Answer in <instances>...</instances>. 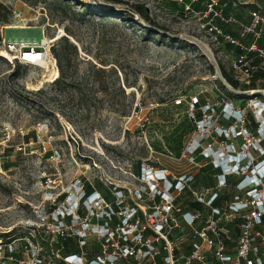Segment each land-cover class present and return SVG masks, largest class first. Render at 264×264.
Masks as SVG:
<instances>
[{
    "label": "rangeland",
    "instance_id": "374dc122",
    "mask_svg": "<svg viewBox=\"0 0 264 264\" xmlns=\"http://www.w3.org/2000/svg\"><path fill=\"white\" fill-rule=\"evenodd\" d=\"M118 1L77 0L62 12L52 0H0V19L6 18L0 21V237L25 232L37 222L32 208L44 202L54 200L55 211L76 212L84 181L120 190L115 194L117 212H111L109 204L96 195L95 203H82L86 215L130 216L134 206L142 213L143 224L152 214L154 194L160 193L162 200H177L182 207L183 202L208 200L213 192L191 185L195 193L184 200L179 190L168 191L169 180L191 184L199 166L207 162L198 161L196 155L194 159L182 157L186 145L199 137L185 106L174 107L172 100L198 93L215 104L214 87L220 88L221 83L200 43L217 64L220 54L193 13L164 9L159 0ZM78 3L128 14L129 6L137 5L147 9L149 20L159 29L134 12L131 25L119 19L109 23L95 14L83 16ZM43 38L50 41L45 47V67L22 64L15 53L6 52L8 42L37 47ZM61 38L76 48V56L70 55L71 80L82 82L80 94L52 85L58 71L50 49L59 46ZM221 62L228 66L227 60ZM93 69L99 72L92 85L88 75ZM14 72L18 76L11 79ZM220 90L234 107L241 102L230 96L236 94ZM145 117L149 123L142 125ZM151 143L158 149L150 148ZM243 143L241 137L233 140L236 152ZM211 147L220 148L219 144ZM136 162H140L138 176ZM148 170L167 174L168 182L158 183L157 192L149 191L152 176ZM245 175L253 179L236 185L243 178L240 173L214 192L224 189L228 200L264 198V176ZM255 184V196L249 197L246 191ZM61 194L66 197L58 202ZM174 238L179 246L187 242L185 231ZM93 245L87 246L92 250Z\"/></svg>",
    "mask_w": 264,
    "mask_h": 264
},
{
    "label": "built area",
    "instance_id": "2783aa9c",
    "mask_svg": "<svg viewBox=\"0 0 264 264\" xmlns=\"http://www.w3.org/2000/svg\"><path fill=\"white\" fill-rule=\"evenodd\" d=\"M194 1L185 3L177 0L183 4L184 12L197 17L215 50L219 53L220 46L227 44L240 52L229 62L232 80L248 85L258 76L264 79V47L259 45L260 41H264V0H251L253 8L248 12L247 23L239 22L231 14L225 15L226 1L207 0L204 10L192 11L191 3ZM220 25L236 27L238 37L224 32ZM247 36L250 41L245 43ZM48 43L41 40L38 48L33 45L32 48L27 44L8 42L6 52L15 53V59L22 64H38L28 62L23 52L34 49L41 56L37 61L41 59L45 62ZM214 91L218 101L211 104L205 99L199 107L201 119L196 122L195 132L199 138H193L186 145L182 157L194 159L200 149L197 155L207 159L214 168H220L223 174L238 176L241 173L243 178L237 185H243V180L247 183L253 179H245L246 172L264 176V172L258 171L264 166V130L261 129L264 122V88L242 91L248 93L249 98L236 107L226 99L220 88L214 87ZM173 103L175 106L184 103L187 114L194 119L195 106L199 104L198 95L184 96L173 100ZM212 121L216 125L210 126ZM148 123L145 117L142 125ZM238 137L244 143L236 152L232 142ZM205 141L206 146L203 145ZM213 144H219L220 148L213 150ZM218 151L221 157H229L230 162L218 163ZM239 155L242 156L239 161L231 159ZM148 171L152 176L149 182L152 189L149 191L157 192V184L167 181V174L165 170ZM153 173H157V177ZM223 185L222 175L218 177L217 186ZM176 186L180 191L183 187L180 180ZM256 187L255 184L248 188L246 193L249 197L256 192ZM215 195L211 192L208 200H193L201 204L205 211H186L176 200H160L158 203L153 200L152 214L148 215L146 224L142 222L143 216L139 218L134 213L114 216L116 222L112 223L113 216L107 213L100 216H80L77 212L67 214L55 211V207L50 210L54 200L44 202L40 208L39 205L32 208V216L37 222L28 226L25 232L0 237V264H264V198L212 200ZM96 200L87 202L95 203ZM226 224H232V230L227 229ZM184 231L187 249L177 245L174 238V234L181 235ZM66 239L74 240L76 252L62 253L64 247L61 242ZM89 242L94 244L92 250L87 248Z\"/></svg>",
    "mask_w": 264,
    "mask_h": 264
},
{
    "label": "trees",
    "instance_id": "16d2710c",
    "mask_svg": "<svg viewBox=\"0 0 264 264\" xmlns=\"http://www.w3.org/2000/svg\"><path fill=\"white\" fill-rule=\"evenodd\" d=\"M44 1V0H42ZM114 2L119 3L118 0H113ZM53 4L57 5L59 7V9L64 12L65 10H70V7L72 5H74L75 3H77V0H52ZM78 5L82 6L83 9L81 10L80 14L85 16L87 14H95L97 16L100 17H104L105 21L109 22V23H113L112 21H115L114 19H119L121 21H127L128 25H131L133 23L132 21V14L131 12H134L136 14H138L140 17H142V19L144 20V22H146L148 25H153L154 28L156 30H158V26L151 22L148 18V13H147V9L146 8H142L140 6L137 5H130L129 6V14L125 11H116L113 10L111 8H109L108 10H95V8H93L90 4H80L78 3ZM112 20H111V19ZM6 18L3 17L0 19V21H4ZM145 29V28H144ZM146 33H149L150 30L149 29H145L144 30ZM51 51V55L53 56L55 62H56V67H57V71H58V77L52 82V85L54 87H56L57 89L63 91L64 89L67 88H71L74 90V92L76 94H80L81 90H79V86L82 84V82H77L74 80H71L72 76V71L71 69H73L70 66V55L73 54V56H76V48L75 46H73L72 44L67 42L66 38H61L59 46L57 47H51L50 49ZM219 69H220V73L222 78L226 81V83L235 91H246V90H252V89H256L257 85H256V80L258 79H262L261 76H258L257 78H255L254 81L250 82L248 85H244L241 83H238L234 80H232L230 73L225 71L218 63ZM99 70H95L93 69L91 71V73L88 75L90 83L93 85L95 83V76L98 74ZM18 76V72H14L10 75L11 79H15ZM264 80V79H263ZM261 88H264L263 85L260 86ZM220 88L224 89L221 85ZM195 95H198V100H199V104L197 106H195V111H194V119L193 122L196 123L201 119V113H200V109L199 107L202 106L205 102V99L203 97V95H200L198 93H196ZM232 95V96H231ZM186 97H189V95H184ZM231 97H236V98H241V104H244V102L246 101L243 97L239 96V95H233L230 94ZM164 100H160V102H163ZM172 105L174 107H181V106H185V112L187 110V106L183 103L181 105H177L175 106L172 100ZM249 128V127H248ZM150 148L153 149H158V147H156L154 145V143H151V145L149 144ZM200 151V149L197 150V152L195 153V156L198 161L199 160H203V157L200 155H197V153ZM207 160V159H204ZM136 175L138 176L140 173V162H136V170H135ZM211 175H214L215 181H216V185H217V180L218 177H221L223 175L224 178V184L225 182L229 181L230 178H233V175H228V174H223L222 170L220 168H214L213 165L207 160V162H205V164L203 166H201L198 169V172L196 175L193 176V186L194 189L198 188V187H203L205 189H209L211 188L214 192V190H216V185H212L211 182ZM240 181V180H238ZM178 182V180H169V193L177 190V186L176 183ZM183 187L181 188V190L179 191L180 193H183L185 195V199L184 200H190L192 198V194L195 193V191L193 189H191L190 184H186L183 183L181 181ZM238 183V182H237ZM236 183V185H237ZM224 186V185H223ZM222 186V187H223ZM120 192V190L112 187V186H105L103 183L99 182V181H95L93 184L84 181L82 183V195L80 197V207L77 208V214L80 216H84L85 215V210H82V203L91 195L97 194L98 196L101 197L102 200H104L105 202H107L110 206L109 210L111 212H117L118 211V205L116 204V193ZM215 197L212 200H228V196H225L226 191L224 189L218 190V192H215ZM66 195L65 194H61L56 200L58 202H62L65 199ZM153 200L155 203H158L161 199V194H154L153 195ZM177 202V200H176ZM122 202H120L121 204ZM185 203L184 206H182L184 208V210L186 211H192V210H201L202 206L201 204L197 203V202H193V203ZM130 205L132 206V203L130 202ZM181 207V206H180ZM54 206L50 207V210L53 209ZM133 209V213L136 217L142 218V213L134 208V206H132ZM69 218L66 217L65 221L68 222ZM114 222H116V220L113 217ZM227 229L232 230V224H226L224 225ZM62 246L64 247L62 253L63 254H67V253H74L76 252V247H75V242L74 240H70V239H66L64 241L61 242ZM88 248V246H87Z\"/></svg>",
    "mask_w": 264,
    "mask_h": 264
},
{
    "label": "crops",
    "instance_id": "0c3cea01",
    "mask_svg": "<svg viewBox=\"0 0 264 264\" xmlns=\"http://www.w3.org/2000/svg\"><path fill=\"white\" fill-rule=\"evenodd\" d=\"M221 2L226 1L228 3V7L226 8L225 15L231 14L236 20H238L239 22L242 23H247L249 20L248 17V12L249 10H251L253 8L252 5V1L251 0H220ZM258 2L260 0H257ZM185 3H188L189 0H184ZM207 0H195L194 2L191 3V8L192 11H201L204 10L205 4H206ZM159 4L161 5L162 8L167 9L169 8L170 11L173 10H182L183 11V4L178 3L177 0H159ZM220 27L223 29L224 32H227L229 34H231L233 37H238V29L234 26H224V25H220ZM250 41V37L247 36L244 39L245 43H248ZM259 45L261 47H264V41H260ZM220 57H218V63L219 65L227 72H229V63L228 66L226 67L224 65V63H222V60H227L228 62H230L232 59H234L235 57H237L240 52L237 48L227 45V44H222L219 48V53ZM220 70V69H219ZM263 80V79H261ZM257 87L256 88H261L259 87V85H263L264 86V81L263 82H258L257 80L255 81ZM219 154V153H218ZM217 156H220V154ZM205 164V163H204ZM203 164V165H204ZM201 165V166H203ZM199 166V168L201 167ZM262 169V168H260ZM198 172V170L196 171V173ZM250 177H248L249 179ZM212 185H216V181L214 178V175H211L210 177ZM246 180H243V183H245ZM193 181H191V185H193ZM242 183V184H243ZM242 186V185H240ZM216 189L219 188V186H215ZM203 188V187H201ZM205 189V188H204ZM206 191L210 190L213 191L211 188L209 189H205ZM185 249H187L188 247L186 246V244L184 245Z\"/></svg>",
    "mask_w": 264,
    "mask_h": 264
},
{
    "label": "bare ground",
    "instance_id": "6f19581e",
    "mask_svg": "<svg viewBox=\"0 0 264 264\" xmlns=\"http://www.w3.org/2000/svg\"><path fill=\"white\" fill-rule=\"evenodd\" d=\"M184 38H186V39H188V40H191V41H193L192 39H194V38H191V37H187V36H183ZM195 40V39H194ZM42 42L43 43H48V41H47V39H45V38H43L42 39ZM195 44H197L196 42H199V41H193ZM200 43V42H199ZM201 44V46H202V49H203V51L205 52V54L208 56V58L209 59H212L213 57H212V54L210 53V51H209V49L207 48V46L205 45V44H203V43H200ZM28 45V44H27ZM32 48H33V46H32ZM24 58H26L27 59V61L28 62H32V63H38V64H41V65H44V67H45V65L47 66V64H46V62H43L41 59L39 60V61H37V59H39V58H41V56H40V53L38 54L37 53V51L36 50H34V49H31V50H29V49H27V50H25L24 52ZM53 75L54 76H56L57 75V73H56V70L55 69H53ZM262 93H264V91H262ZM249 94H251V93H249ZM261 129L262 130H264V122H263V125H262V127H261ZM220 154V156H217V154ZM217 154H216V161L218 162V163H224L225 162V160H228V159H230L229 157H227V158H224V157H221V153H220V151H218L217 152ZM218 154V155H219ZM241 156V155H240ZM240 156H234V158H231V159H234V160H236V161H239L240 159H241V157ZM262 169H260V170H258L259 171V173H263L264 172V166L263 167H261ZM226 171V170H225ZM248 176H250V174L248 175ZM250 185V184H249ZM249 185H247V186H249ZM252 195H254L255 196V192H252ZM258 195V194H257ZM253 196V197H254ZM259 196V195H258ZM256 198V197H255ZM87 203V202H86Z\"/></svg>",
    "mask_w": 264,
    "mask_h": 264
},
{
    "label": "water",
    "instance_id": "95a60500",
    "mask_svg": "<svg viewBox=\"0 0 264 264\" xmlns=\"http://www.w3.org/2000/svg\"><path fill=\"white\" fill-rule=\"evenodd\" d=\"M207 57H208V56H207ZM212 57H213V56H212ZM208 59H209V58H208ZM209 60L213 62V65H214L215 71H216V73H217V75H218V77H219L220 83H221V85H222L226 90H228L229 92L234 93V94H236V95H248V93L237 92V91L233 90V89H232V88L226 83V81L222 78L216 60H214V58L209 59Z\"/></svg>",
    "mask_w": 264,
    "mask_h": 264
}]
</instances>
